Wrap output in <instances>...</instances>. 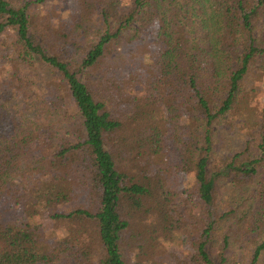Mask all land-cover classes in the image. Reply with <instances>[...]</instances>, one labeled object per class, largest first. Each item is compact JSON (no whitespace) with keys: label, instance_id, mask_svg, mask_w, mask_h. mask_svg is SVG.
Listing matches in <instances>:
<instances>
[{"label":"trees","instance_id":"1","mask_svg":"<svg viewBox=\"0 0 264 264\" xmlns=\"http://www.w3.org/2000/svg\"><path fill=\"white\" fill-rule=\"evenodd\" d=\"M252 74L264 0H0V264H264V111L213 151Z\"/></svg>","mask_w":264,"mask_h":264},{"label":"rangeland","instance_id":"2","mask_svg":"<svg viewBox=\"0 0 264 264\" xmlns=\"http://www.w3.org/2000/svg\"><path fill=\"white\" fill-rule=\"evenodd\" d=\"M121 5L126 6L129 0H119ZM59 9H65L60 7ZM71 9V8H70ZM66 10V9H65ZM63 16H65L63 14ZM155 35L154 29L151 30L150 36L153 38ZM30 73V71H29ZM41 74L37 69L32 72V75ZM43 74V73H42ZM40 76V75H39ZM41 77V76H40ZM33 80V79H32ZM242 104V112L239 115H230L228 119H223L215 126L214 139H213V151L215 158L218 160L223 159L227 155H233L237 152H244L251 144H247L249 139L250 125L244 123L242 115L251 113L249 120L256 118L260 120L262 112L264 111V80H259L255 74L250 75L244 85V94ZM246 119V118H245ZM171 183L174 188H185L188 183V177L185 174L177 173L170 176ZM230 205L239 208L240 211L248 212L251 208L247 198H232L230 192H227L221 187V195L216 198V207L219 212H223ZM65 228L63 225L56 227V233L63 235ZM187 249L191 251L190 246L187 245ZM253 246L249 242L238 243L236 242L232 252V262L230 264H246L251 255Z\"/></svg>","mask_w":264,"mask_h":264}]
</instances>
